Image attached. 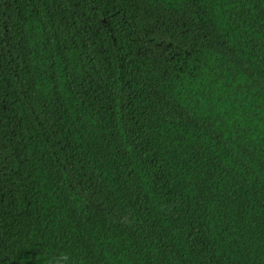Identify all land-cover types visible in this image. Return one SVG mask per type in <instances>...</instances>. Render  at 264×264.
Here are the masks:
<instances>
[{"label":"trees","instance_id":"16d2710c","mask_svg":"<svg viewBox=\"0 0 264 264\" xmlns=\"http://www.w3.org/2000/svg\"><path fill=\"white\" fill-rule=\"evenodd\" d=\"M0 264H264V0H0Z\"/></svg>","mask_w":264,"mask_h":264}]
</instances>
